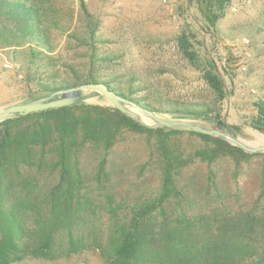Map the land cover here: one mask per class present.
<instances>
[{
	"label": "trees",
	"instance_id": "16d2710c",
	"mask_svg": "<svg viewBox=\"0 0 264 264\" xmlns=\"http://www.w3.org/2000/svg\"><path fill=\"white\" fill-rule=\"evenodd\" d=\"M54 1L0 0V47L24 48L29 70L34 74L43 66L51 69L58 64L53 55V31L63 25ZM230 1L188 0V3L196 5L203 17L207 31L202 30L216 33L218 21L225 16ZM82 11L89 15L85 6ZM259 20L252 34L264 42V15ZM94 29L88 43L91 55L87 71L68 65L73 74L70 82L57 81L54 73L46 77L40 74V78L33 79L37 92L30 93L25 101L82 83H105L111 91L146 109L172 117L215 121L235 135L242 134L243 125L228 124L222 113L229 96L224 76L215 62L200 61L190 31L178 36L179 49L202 71L216 99L212 104L162 107L160 96H137L142 89L134 87L133 76L125 79L127 87L123 86L122 76L107 77L106 64L117 57L97 52L92 41ZM85 98L73 105L0 122V264L20 259L28 218L46 219L42 245L46 246L59 230H69L71 235L76 220L90 208L100 206L112 221L113 264H264V210L235 213L214 210L213 214L188 216L181 209L180 215L172 219L165 209L173 199H180L178 176L195 160L211 164L227 156L240 169L243 161L264 153H247L226 140L192 131L149 128L109 103L89 102ZM153 98L159 106L152 103ZM254 106L256 113L245 124L264 134V100L259 99ZM127 133L144 135L154 141L162 169L160 191L154 196L138 197L130 207L123 206L112 195H107L105 200L90 197L84 191L80 167L82 151L95 150L100 154L97 178L101 180L106 176L112 150ZM183 133L204 142L189 157L173 143L174 135ZM261 176L260 195L264 197V169ZM260 241L262 248L258 249L253 242Z\"/></svg>",
	"mask_w": 264,
	"mask_h": 264
},
{
	"label": "rangeland",
	"instance_id": "374dc122",
	"mask_svg": "<svg viewBox=\"0 0 264 264\" xmlns=\"http://www.w3.org/2000/svg\"><path fill=\"white\" fill-rule=\"evenodd\" d=\"M54 2L64 27L53 31V55L58 64L51 69L43 66L34 74L29 70L24 48L0 47V110L22 103L30 93L37 92L33 79L40 78V74L46 77L54 73L57 81L70 82L73 74L68 65L86 72L93 28L92 41L97 45V52L117 57L106 64L107 77L120 75L124 79L123 86L127 87L125 79L133 76L134 87L142 89L138 97L160 96L162 107L212 104L216 99L214 91L203 78L202 71L182 54L177 43L183 31H190L200 61L204 64L215 62L224 76L229 92L222 106L226 122L243 125L242 134L238 136L252 142L264 141L263 133L245 124L256 113L254 103L264 100V42L252 34L264 15V0H231L225 16L218 21L216 33L205 32L207 26L203 17L197 6L189 5L188 0H176L170 5L162 0ZM234 4L237 10L232 9ZM82 6L89 15L83 13ZM94 23L96 27L92 28ZM245 39H249L248 44ZM5 58L21 64L23 78L4 67ZM243 64L248 67L245 72L241 70ZM28 72L32 76H28ZM244 81H247L246 86L241 85ZM85 96L89 102L109 103L96 92H87ZM151 101L160 105L155 98ZM173 143L185 157L204 146L202 139L188 133L174 135ZM99 158L100 154L91 148L84 149L80 156L84 191L90 197L105 200L107 195H112L123 206L130 207L138 197L154 196L160 191L161 160L154 141L147 140L144 135H125L112 150L106 176L101 180L97 178ZM263 169L262 154L243 161L240 169L227 156L211 164L195 160L178 176L177 185L182 194L178 201L173 199L166 204L168 217L179 216L181 209L188 216L213 214L214 210L263 211L264 197L260 195ZM45 220L37 217L26 220L22 254L10 264H113L112 221L101 206L84 212L71 227V235L69 230H59L48 245L42 246ZM262 242L253 244L261 249Z\"/></svg>",
	"mask_w": 264,
	"mask_h": 264
},
{
	"label": "water",
	"instance_id": "95a60500",
	"mask_svg": "<svg viewBox=\"0 0 264 264\" xmlns=\"http://www.w3.org/2000/svg\"><path fill=\"white\" fill-rule=\"evenodd\" d=\"M87 92H97L111 105L149 128L166 127L174 130L192 131L214 136L228 141L247 153H264V141L246 140L233 134L224 125L211 120L170 117L146 109L136 102L111 91L105 83H82L55 91L49 95L10 105L0 110V122L16 116H26L35 112L69 106L78 103Z\"/></svg>",
	"mask_w": 264,
	"mask_h": 264
},
{
	"label": "built area",
	"instance_id": "2783aa9c",
	"mask_svg": "<svg viewBox=\"0 0 264 264\" xmlns=\"http://www.w3.org/2000/svg\"><path fill=\"white\" fill-rule=\"evenodd\" d=\"M80 1H81V3H83V4H89V3L93 2V1H96V0H80ZM106 1H108V2H114V0H106ZM162 1H163L166 5H170V4H173L176 0H162ZM232 9H233V10H237V4H234V5L232 6ZM244 42H245L246 44H248V43H249V39H245ZM3 50H4V49H3ZM3 50H2V51H3ZM4 60H5V62H4V67H5L7 70L17 72L18 75H19V77H20V78H23V74L21 73V64H20L18 61L14 60V59H12V58H5ZM241 70H242L243 72L247 71V70H248L247 65L243 64L242 67H241ZM246 84H247V81H244L241 85L246 86ZM251 91H252V92H255L254 89H251Z\"/></svg>",
	"mask_w": 264,
	"mask_h": 264
}]
</instances>
